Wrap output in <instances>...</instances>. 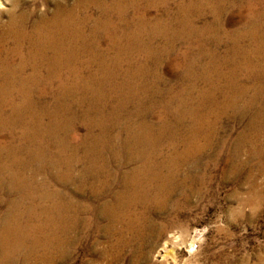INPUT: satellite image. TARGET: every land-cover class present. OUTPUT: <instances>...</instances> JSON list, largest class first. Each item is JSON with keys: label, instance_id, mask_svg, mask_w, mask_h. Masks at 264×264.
<instances>
[{"label": "bare ground", "instance_id": "bare-ground-1", "mask_svg": "<svg viewBox=\"0 0 264 264\" xmlns=\"http://www.w3.org/2000/svg\"><path fill=\"white\" fill-rule=\"evenodd\" d=\"M6 4L7 19L0 20V264H68L85 246L107 257L175 229L183 230V243L194 253L183 211L203 198L212 182L209 168L226 163L228 178L248 169V180L264 173L263 149L251 144L264 117V102L252 113L264 98V0H0V14ZM239 17L246 23L238 31L223 27ZM180 43L187 46L183 56L226 43L236 54L220 64L233 71L224 75L211 63L199 73L185 67L174 84L157 72L139 88L128 79L126 85L109 82L132 51L160 68ZM243 77L259 80L260 88H240ZM221 80L236 94L218 97L225 90ZM248 90L255 93L251 100ZM249 116L230 143L228 126Z\"/></svg>", "mask_w": 264, "mask_h": 264}, {"label": "rangeland", "instance_id": "rangeland-1", "mask_svg": "<svg viewBox=\"0 0 264 264\" xmlns=\"http://www.w3.org/2000/svg\"><path fill=\"white\" fill-rule=\"evenodd\" d=\"M22 1L29 2V0ZM10 4H6L4 8L1 7L4 12L3 14H0V20L7 19ZM262 8L263 7H261V9ZM224 22L225 23L222 22L223 27L228 31L233 32L242 28L244 26L242 22L246 23V20L239 17V19L236 18L235 21H231L227 18ZM195 25L202 26L201 23H196ZM198 39L196 38L194 43H202L201 38L199 39L200 41ZM157 43L160 45L163 44L161 40H157ZM213 44L214 43L210 44V46L208 45L207 48L209 50L207 48L206 51L192 49L191 51H187L185 53L186 55L184 54L185 56H183L181 55V53H183L181 50L185 51L187 46L181 45L180 43L176 46L177 49L174 50L175 53H173V55L171 54V57L169 59L167 58L160 68L158 64L152 63L153 59L150 61L149 58L145 61L143 52L137 49L136 51L139 50V53L132 51L131 53L133 54L129 55V59L127 61L123 60L122 66H120L121 68L119 67L115 69V71L111 70L116 75L113 74L114 78H110L109 82L111 85H115L116 82L117 84L121 83L120 85H126L129 80L131 82L130 85L132 89L133 87L139 88L142 85L144 86L148 76H152L153 73L155 74L157 72L161 74L162 78L164 77L165 80L174 84L180 74L183 75L186 72L185 67L192 68L193 70L196 68L194 71L197 73L203 72L204 68L211 67V63H215V66H219V64H222V61H224L227 56L230 58L236 54H234V52H228L227 46H225L227 45L226 43H221L219 47ZM246 44H248V42ZM182 46H184V48ZM145 52L152 57L155 55V53L148 51ZM205 52L208 54L211 53V57L209 56L208 58L207 53L206 56H203L205 55ZM182 57L185 59L183 58L182 60ZM238 57L239 56L236 58ZM202 58L206 60L204 61ZM147 62L150 63L147 64ZM143 63L146 64L144 65ZM221 64L220 67L216 68L221 69ZM223 68L221 70L224 72V75L233 71L229 64L227 66L225 65ZM146 72L148 73L146 74ZM132 75L136 77L133 78ZM146 76L147 78H143ZM244 78L245 77L240 79V83H236L240 88L245 87L246 85L251 89L260 88L259 80L255 81L254 78L252 80ZM199 84H201V82ZM219 86L221 88L224 87L225 90H222L220 94H218V97L221 96V98H223L224 96H228L229 98L232 93L236 94L230 84V81L225 82L221 80L219 82ZM129 87L130 86H127V88ZM126 91L129 92L128 90ZM248 92V98L251 100L250 97H252L255 93L252 90H248ZM144 95L146 102H148L150 97H147L148 94ZM260 99L261 100L256 103L257 109L254 108L252 113L258 110V106H262L264 98ZM243 103L245 102L241 100L238 106L240 105L239 107H242ZM158 110L159 109L157 108L156 111L158 112ZM252 113L250 112L249 115L251 116ZM250 116L241 123H231V126H228L231 132L230 143H233L239 134L246 129L247 124H249ZM257 125L258 128H256L261 130L260 137L258 139L259 141H254L251 144L254 145V147L262 148V153L264 155V140H262L264 138V117H261L258 120ZM81 132L84 131L81 130ZM248 147L249 146L244 148V152L249 150ZM227 153L228 152L226 151V156ZM223 158L225 160L224 154ZM243 159H248L247 155H244ZM253 165L257 166L258 162H255ZM229 170V165L224 162H221L218 166H211V169L209 168L208 170V176H211L210 181L212 182H206L203 190V198H193L186 210L183 211V214L187 215V217H182V220H185L187 224H189L188 240L191 241L192 239H196L194 253H191L190 251L189 241V243H183L182 235L184 236L185 234L183 230L180 231L175 229L170 230V232L166 236L162 237V239H154L152 244H147L151 243L149 240L145 242L146 245H140L143 240L133 242L131 246L122 249L119 254L116 253L115 250V252L113 251L107 257H100L89 251L88 247L85 246V250L81 249L73 253V255L68 259V264H264V173H257L250 180H248V169H246L245 171L247 173L239 174L237 177H224L223 173ZM105 245L106 244L102 243L101 246H99L100 250L106 247ZM113 255H115L116 258Z\"/></svg>", "mask_w": 264, "mask_h": 264}]
</instances>
